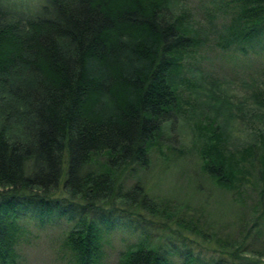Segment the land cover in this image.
<instances>
[{
    "label": "trees",
    "instance_id": "1",
    "mask_svg": "<svg viewBox=\"0 0 264 264\" xmlns=\"http://www.w3.org/2000/svg\"><path fill=\"white\" fill-rule=\"evenodd\" d=\"M176 2L0 0V264L18 263L30 220L67 226L68 264H99L104 232L133 225L148 234L158 218L176 216L139 182L125 187L177 115L186 58L202 43L200 24ZM209 3L214 44L263 49L264 0ZM217 10L225 15L219 26ZM250 96L264 123V87ZM220 129H204L200 166L241 209L244 192L252 193L249 212L258 215L248 227L242 209L237 228L245 235L226 248L230 264H257L264 258V127L244 146ZM195 252L183 264L189 256L220 262ZM167 257L164 247L140 241L117 264H168Z\"/></svg>",
    "mask_w": 264,
    "mask_h": 264
},
{
    "label": "rangeland",
    "instance_id": "2",
    "mask_svg": "<svg viewBox=\"0 0 264 264\" xmlns=\"http://www.w3.org/2000/svg\"><path fill=\"white\" fill-rule=\"evenodd\" d=\"M176 5L189 11L200 24L197 28L202 33V43L186 58L177 115L163 125L161 136L149 150V163L140 166L125 183L129 188L139 182L149 197L176 216L173 220L158 218L147 230L148 234L133 225L104 232L99 264H117L122 252L140 241H146V247H164L168 264H183L189 250H193L192 256L196 254L195 248L202 251L201 256L206 260L212 258L220 260L217 264H230L228 241L240 240L245 235L242 228H237L242 212L248 227L258 215L249 212L254 202L252 193L244 192L242 211L240 203L233 199V192L214 185L202 172L198 150L205 142L202 133L208 123L220 127L229 141L242 146L252 144L254 129L264 127L258 117L262 109L252 104L250 96L256 88L264 87V47L248 50L252 43L224 51L214 44L216 37L207 17V8L214 6L209 0H177ZM215 13L214 23L219 26L225 15L220 10ZM244 49L248 51L244 53ZM240 111L248 116H240ZM166 223L172 228L170 232L162 227ZM66 227L61 223L41 228L35 220L28 221L18 244L17 264H68L69 254L63 244ZM260 229L264 231V226ZM181 239L189 246H184ZM189 257L186 258L189 264L200 263V257L193 260ZM257 264H264V258Z\"/></svg>",
    "mask_w": 264,
    "mask_h": 264
}]
</instances>
